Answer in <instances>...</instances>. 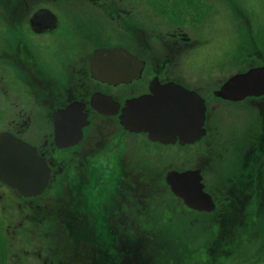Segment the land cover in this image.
Wrapping results in <instances>:
<instances>
[{
  "label": "flooded vegetation",
  "instance_id": "af4514ba",
  "mask_svg": "<svg viewBox=\"0 0 264 264\" xmlns=\"http://www.w3.org/2000/svg\"><path fill=\"white\" fill-rule=\"evenodd\" d=\"M63 1L0 0V22L11 32L13 39L0 43V67L4 72L10 69L14 73V79L0 76V135L33 148L48 174L43 188L36 194L23 195L0 181V230L3 231V234L0 232V264H149L138 253L140 247L134 246L138 241L130 240L125 230L126 226H133L138 220L133 214L129 218V211L125 208L128 205L127 193L143 190L139 186V176L143 185L144 174L143 170L140 175L137 173L136 183L129 179L124 158L112 152L117 139L116 131L130 136V139L140 136L154 147L185 148L204 141L206 146L212 137L208 124L211 113H207L208 106L205 104L201 132L189 136L180 128L179 131L164 130L160 135L163 142L150 139L149 133L143 131L152 128L150 122L143 121L144 124L138 127L140 131L135 132L121 126L119 116L128 107V101L155 97L157 88L173 84L192 91L181 76H176L175 68L180 57L191 53L202 42L192 36L190 29L181 24L182 21L169 15V26L156 36L152 28L126 24L125 30L130 31L133 46L143 49V54L132 51L125 34L124 44L108 45V29L101 31L100 24L92 19H84L76 32L70 33L60 12L56 11L57 4ZM82 1L101 10L107 21L108 17L110 21H121L123 15L132 9V2L128 0ZM262 4L264 12V0ZM103 36L105 44L100 40ZM154 40L158 45L155 50L151 45ZM59 45L72 50L73 58L67 61L66 71L56 74L53 66L44 61L43 53L52 52ZM260 47L259 50L257 43L253 44L254 51L249 54L259 63L238 74L264 68V40ZM86 48L89 50L84 54ZM98 49L125 51L136 61L128 59L127 62V68L130 65L133 69L135 67V75L123 83L108 82V67L113 65L108 62V57H100L91 63L92 55ZM97 67L99 69L96 70ZM97 72H105L106 75H98ZM227 79H223L216 90ZM16 85L22 90L17 97L11 95ZM194 92L198 94L197 90ZM166 95L164 93V97ZM211 96L226 104L249 101L257 120L255 126L251 124L249 127V140L241 154V163L238 166L233 164L236 170L225 178L224 188L217 189L218 192L223 191L220 194L225 193L219 200L204 186L206 175L203 166L196 164L189 170L198 172L202 191L209 197L213 208L211 211L187 209L211 217L202 226L211 233L205 250L212 257L211 264H219L227 246L224 238L234 226L245 225V218L236 217L237 208L242 211L247 205L249 198L245 194L261 196L263 201L258 208H264V93L233 101L215 96L214 91ZM170 100L166 97L160 99L159 109L163 117L167 115L163 106ZM6 101H9L6 108H1ZM69 105L74 107L67 108ZM175 106L179 111L173 115V124L169 127L166 123L163 125L173 130L177 124L184 125L185 117L187 128L191 119H187L184 104L176 101ZM145 108L150 111L148 104ZM114 109L116 112L108 115ZM141 113L142 120L148 119L147 114ZM56 121L57 131L54 127ZM76 136L77 139H74ZM6 141L9 140L3 141V144ZM69 142L74 143L68 145ZM107 162L111 166L108 178L100 170L101 163ZM230 181H237V184ZM255 194L252 195L253 203L257 201ZM10 201L20 215L14 226H5L4 212L11 206ZM254 204L251 206L254 207ZM138 205L142 210L146 209L142 202L138 201ZM253 209L255 213L256 206ZM9 215L13 216L11 210ZM129 222L131 225H128ZM40 224L53 228L52 232L44 233L42 239L47 241V250L30 251V245L35 244L37 239L27 234L30 231L26 226ZM18 229L21 232L18 233ZM56 230H66V234L55 233Z\"/></svg>",
  "mask_w": 264,
  "mask_h": 264
},
{
  "label": "rangeland",
  "instance_id": "374dc122",
  "mask_svg": "<svg viewBox=\"0 0 264 264\" xmlns=\"http://www.w3.org/2000/svg\"><path fill=\"white\" fill-rule=\"evenodd\" d=\"M128 1L132 2V9L127 15H123L121 21H110L109 17L107 21L101 10L82 0H64L57 4L56 11L60 12L70 33L76 32L77 26L84 19H92L96 24H100L101 31L108 29V45L124 44L126 35L132 51L142 54L143 49L133 46L132 35L129 30H125L126 24L152 28L156 36L169 26V15H172L190 29L193 37L201 40V45L188 55L180 57L175 70L176 76H181L192 88L189 92L198 91V94L194 93L203 101L204 108L205 104L208 106L207 113H211L208 124L212 137L207 141V145L205 146L204 141L185 148L154 147L140 136L130 139V136H123L121 132L116 131L117 139L112 146V152H117L124 158L123 163L129 171V179H133L135 183L137 173L140 175L143 170V185L139 176V186L143 190L135 191L134 194L128 192V205H124L129 211V218L131 219L130 215L133 214L138 219L133 226H126L125 230L130 240H140V248L137 251L142 260L149 264H211L212 257L205 250L211 233L202 227L211 217L188 210L181 199L170 192L164 178L167 172L180 173L193 169L196 164L202 165L206 175V190L210 189L218 200L224 196L225 193L220 194L223 191L218 192L217 189L224 188L227 181L225 178L236 170L233 164L238 166L241 163V154L245 144H248L246 141L249 140V127L251 124L255 126L257 120L254 107L248 104L249 101L221 103L212 98L211 92L217 91L223 79L259 63L255 58L249 57V54L254 51L253 44L257 43L260 50V43L264 40L263 0ZM100 40L105 44V36ZM11 41V32L0 22V43ZM152 43V49H157V42L154 40ZM81 45L85 46L84 42H81ZM87 48L84 54L88 52ZM72 58V50L62 45L52 52L43 53L44 61L46 60L48 66H53L56 74L66 71V63ZM1 75L6 79H14V73L10 69L4 72L0 67ZM12 92L11 95L17 97L22 90L16 85ZM7 103L9 101L1 104V108L5 109ZM120 139L121 141H118ZM110 169L108 162L101 163L100 170L107 178ZM230 182L237 184V181ZM254 194H245L249 198L245 209L240 211L237 208L236 217L245 218V225L234 226L228 237L224 238L227 246L223 258H219V264H264V211L260 212L264 208H258V194H255L257 201L253 203ZM138 201L145 204L146 209L142 210ZM9 204L11 206L4 212V225L14 226L18 222L20 212L15 208L13 201ZM252 204L256 206L255 213V206L252 207ZM10 210L14 217L9 215ZM26 227L27 231H30L27 234L37 239L35 244L30 245V251L47 250V241L42 239L44 233L52 232L53 228L46 224ZM18 230V233L21 232ZM0 232L3 234L2 230ZM57 232L66 234V230H56L55 233ZM136 244L137 242L134 246Z\"/></svg>",
  "mask_w": 264,
  "mask_h": 264
},
{
  "label": "water",
  "instance_id": "95a60500",
  "mask_svg": "<svg viewBox=\"0 0 264 264\" xmlns=\"http://www.w3.org/2000/svg\"><path fill=\"white\" fill-rule=\"evenodd\" d=\"M107 56L108 62L113 64L108 67V82L113 84L123 83L128 81L133 75H135L136 69L134 67L127 68L128 59L133 62L125 51L119 49H98L94 51L91 63L95 62L100 57ZM113 62V63H112ZM118 65V63H120ZM92 66V65H91ZM99 67L96 68V70ZM98 75L105 76V72L98 73ZM158 91L155 97H142L133 99L127 102L128 107L123 109L119 116V123L125 128L128 127L130 131L138 132L143 121L150 122L152 124L151 129L143 130L149 133L150 139H155L163 142L160 139V135L164 130L179 131L184 134L196 135L198 131L201 132L200 126L203 121L204 105L203 101L194 93L188 92L176 85L170 84L164 87L155 89ZM153 92V90H152ZM254 94H253V93ZM165 97L171 99L170 102L164 107L163 111H166L167 115L163 117V112L159 109L160 99ZM264 93V68L250 69L245 73L235 74L229 77L222 86L214 93L215 96L221 97L227 100H240L247 95H259ZM153 94V96H154ZM176 101H181L184 104L188 121V127L186 128L185 117L184 125H178L173 130L165 128L163 123L173 124V115L178 113V108L175 106ZM148 104L150 111L145 107ZM74 107V105H69ZM142 112L147 114L148 119L142 120ZM116 111H109L108 115L114 114ZM59 114L61 112H58ZM57 116V115H54ZM139 118V119H138ZM85 123V122H84ZM178 123V121L176 122ZM56 131L58 129L57 121L54 124ZM183 127V128H181ZM79 135V128H77ZM56 134V132H55ZM76 136L74 139H77ZM7 137L0 135V181L6 183L12 188L23 195L36 194L44 186L45 180L48 178L47 169L43 163L36 158V154L33 148L27 145L15 141L12 139H6ZM5 140H9L4 142ZM74 142H69L68 145ZM165 183L169 186L170 192L181 199L184 206L188 209L196 211H211L213 205L209 197L202 191V185L200 183V176L197 171H184V172H167L165 175Z\"/></svg>",
  "mask_w": 264,
  "mask_h": 264
},
{
  "label": "trees",
  "instance_id": "16d2710c",
  "mask_svg": "<svg viewBox=\"0 0 264 264\" xmlns=\"http://www.w3.org/2000/svg\"><path fill=\"white\" fill-rule=\"evenodd\" d=\"M263 201V199H262V197L260 196V202L259 203H261ZM140 242V240H138V242H137V246H138V243ZM138 247H140V246H138ZM150 259V258H149ZM148 259V260H149ZM159 261H162L160 258H157ZM151 260V259H150ZM151 264V263H150ZM166 264V263H165Z\"/></svg>",
  "mask_w": 264,
  "mask_h": 264
}]
</instances>
